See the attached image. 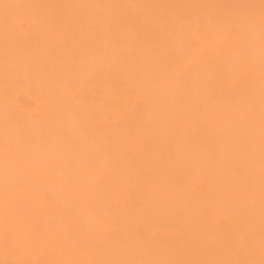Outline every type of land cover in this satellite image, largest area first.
<instances>
[{
    "label": "rangeland",
    "instance_id": "rangeland-1",
    "mask_svg": "<svg viewBox=\"0 0 264 264\" xmlns=\"http://www.w3.org/2000/svg\"><path fill=\"white\" fill-rule=\"evenodd\" d=\"M0 264H264V0H0Z\"/></svg>",
    "mask_w": 264,
    "mask_h": 264
}]
</instances>
